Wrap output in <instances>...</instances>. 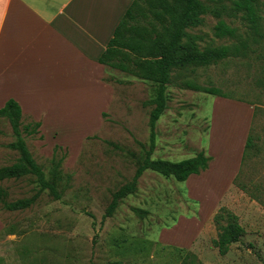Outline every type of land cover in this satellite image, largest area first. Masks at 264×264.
I'll return each instance as SVG.
<instances>
[{
	"label": "rangeland",
	"instance_id": "obj_1",
	"mask_svg": "<svg viewBox=\"0 0 264 264\" xmlns=\"http://www.w3.org/2000/svg\"><path fill=\"white\" fill-rule=\"evenodd\" d=\"M203 1L220 5V0ZM223 1L231 5L232 0ZM258 12L260 35L240 11L208 13L203 25L190 30L201 35L202 46L247 45L217 64L175 75L157 122L154 159L179 161L205 151L213 157L211 170L178 181L148 169L137 191L104 218L114 193L132 180L149 148L150 101L156 92L152 81L108 67L104 78L116 91L100 125L93 123L95 129L80 136L53 127L25 135L60 198L43 190L33 175L0 181V264H264V206L234 180L241 170L238 181L264 199V0H258ZM220 19L237 27L239 36H216ZM186 80L228 97L189 88ZM69 108L54 123L68 118L77 123ZM24 115V124L35 119ZM252 129L256 150L232 178L226 174L232 170L229 160L241 154ZM15 140L10 122L0 117V168L20 161L19 150L11 147ZM18 199L32 203L8 209L7 203ZM220 206L233 210L245 228L225 255L213 243Z\"/></svg>",
	"mask_w": 264,
	"mask_h": 264
},
{
	"label": "trees",
	"instance_id": "obj_2",
	"mask_svg": "<svg viewBox=\"0 0 264 264\" xmlns=\"http://www.w3.org/2000/svg\"><path fill=\"white\" fill-rule=\"evenodd\" d=\"M238 11L243 12L242 17L249 21L254 34L260 35L262 16L258 12V0H232L231 5H226L220 0L218 6H211L203 0H134L123 15L98 61L107 68L120 69L143 80L152 81L156 84V92L150 101L154 107L150 112L149 148L139 162L132 180L114 193L104 218L112 216L121 200L137 191L139 179L148 169L167 178L174 177L178 181H186L191 175L200 174L210 167L213 157L205 151L179 161L154 159L157 122L167 108L168 88L175 75L181 76V72L189 68L217 64L244 50L247 45L245 42L202 46L201 35L190 31L203 25L208 13L218 16L225 13L230 16L236 15ZM215 34L219 38H235L239 36V31L237 27L220 19L215 26ZM104 80L109 82L106 78ZM184 84L195 90L228 97L216 87H203L189 80ZM24 116L19 102L14 98H10L5 106L0 108V117L8 119L16 137L11 147L20 153L19 162L0 168V181L33 175L43 190L48 189L56 198H60L57 186L46 178L43 168L35 160L26 142L25 135L35 137L40 134L41 122L32 118L31 122L24 124ZM255 142L252 129L246 139L241 165L251 152L256 150ZM239 174L234 179L236 183L264 206V199L247 184L238 181ZM258 188L260 187L257 186L256 190ZM31 203V199H18L7 203V207L10 210H22ZM213 220L219 231L213 243L220 254L225 255L229 252L231 244L240 240L245 228L240 223L239 216L226 206L219 207Z\"/></svg>",
	"mask_w": 264,
	"mask_h": 264
},
{
	"label": "crops",
	"instance_id": "obj_3",
	"mask_svg": "<svg viewBox=\"0 0 264 264\" xmlns=\"http://www.w3.org/2000/svg\"><path fill=\"white\" fill-rule=\"evenodd\" d=\"M133 1L0 0V108L14 98L43 133L53 127L80 136L100 125L116 87L98 59ZM66 107L77 123H54ZM243 151L229 160L232 178Z\"/></svg>",
	"mask_w": 264,
	"mask_h": 264
}]
</instances>
